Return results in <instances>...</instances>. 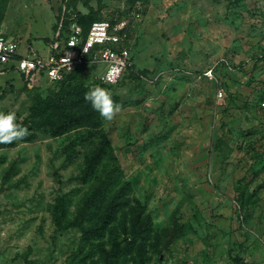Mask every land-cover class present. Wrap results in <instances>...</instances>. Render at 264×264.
<instances>
[{
    "label": "rangeland",
    "instance_id": "1",
    "mask_svg": "<svg viewBox=\"0 0 264 264\" xmlns=\"http://www.w3.org/2000/svg\"><path fill=\"white\" fill-rule=\"evenodd\" d=\"M203 1L204 10L226 7V16L198 17L188 39L166 33L165 50L143 52L141 65L143 15L162 9L158 0L6 1L1 35L29 34L38 48L64 12L66 20L90 9L95 20L125 18L133 69L107 86L97 81L98 63L85 66L73 79L83 89L73 99L90 105L85 93L101 86L119 111L112 120L96 111L99 127L58 136L46 125L52 113L42 108L32 115L31 107L38 97H71L65 85L0 78V111H15L32 133L0 143V264H64L80 232L54 223L56 199L65 196L70 220L107 174L117 179L113 189L127 181L126 199L151 216L146 244L134 251L144 248L145 264H264V0Z\"/></svg>",
    "mask_w": 264,
    "mask_h": 264
},
{
    "label": "trees",
    "instance_id": "2",
    "mask_svg": "<svg viewBox=\"0 0 264 264\" xmlns=\"http://www.w3.org/2000/svg\"><path fill=\"white\" fill-rule=\"evenodd\" d=\"M6 1H0V21ZM92 13L90 9L86 14L78 13L76 19L66 20L65 17L70 16L64 12L62 26L67 31L70 23L74 20L82 27L85 34L91 23L95 21L91 16ZM86 21L89 22L86 23ZM84 68L85 66L75 68L57 83L60 87L65 85L67 95L71 97H66V99L65 97H47L46 99L38 97L31 107L32 115L42 108L45 113L51 112L53 114H49V121L46 123L52 136H58L82 126L97 128L101 124L100 116L97 115L91 105L83 107L81 104L83 101L77 103L73 99V96L78 97L83 91L81 79H78L77 83H73V79L79 76ZM130 73L134 74L133 71ZM98 83L102 84L99 81ZM62 110L66 111L62 114L60 113ZM56 112L59 113L55 114ZM31 136L32 133L25 138L29 139ZM93 163H88V169L84 176L91 172ZM116 182L117 179L112 178L110 174L99 179L91 190L84 194L81 204L70 220L66 218L68 202L65 196L56 199V204L52 210L54 223L60 227L67 223L66 226L76 227L80 232L79 244L71 251L64 264H87L88 261L97 264H126L129 262L127 255L132 256L133 264H145L146 257L141 256V254L143 255L141 250L144 248L140 252L139 250L136 251L139 253L137 256L134 251L146 244L152 226L151 216L149 213H145V207L138 201L132 205L130 200L126 199L129 186L127 181L121 182L117 188L113 189ZM242 200L243 196L240 193L238 201L242 202ZM126 207L129 208V211H124Z\"/></svg>",
    "mask_w": 264,
    "mask_h": 264
},
{
    "label": "built area",
    "instance_id": "3",
    "mask_svg": "<svg viewBox=\"0 0 264 264\" xmlns=\"http://www.w3.org/2000/svg\"><path fill=\"white\" fill-rule=\"evenodd\" d=\"M60 17L57 31L46 43L45 52L20 38L4 37L0 33V74L15 71L27 84L36 77L57 84L75 68L98 63L102 71L97 81L114 85L126 70L133 68L131 51L125 43V18L117 23L108 19L95 20L84 34L82 27L75 21L64 32L63 14ZM224 62L231 69L230 63ZM224 95L225 92L219 88L217 98ZM261 105L264 107V101Z\"/></svg>",
    "mask_w": 264,
    "mask_h": 264
},
{
    "label": "crops",
    "instance_id": "4",
    "mask_svg": "<svg viewBox=\"0 0 264 264\" xmlns=\"http://www.w3.org/2000/svg\"><path fill=\"white\" fill-rule=\"evenodd\" d=\"M158 3H159V7L160 8L162 7V9L157 10L154 8L153 10H151L149 8V10L147 11L148 13H145V15H143L144 26H142V32H144L143 35L146 40V45H144L143 49L138 53L137 58L140 65L146 63V56L141 57V54L143 52L145 53V51H149L150 49L165 50L166 45L164 44V42L160 41V38H163V36L166 33H168L166 35L168 36L170 35V37L174 39L175 38L181 39L183 37H186L188 39L193 35H195L194 31L196 30V26H195L196 22L199 21V19H197L198 17L226 16L225 6H224L225 8L219 10L216 7L217 5L213 4L212 6H210V9L204 10L202 7L204 1L202 2V0H158ZM168 9H170L169 12H166ZM54 34L51 35L49 38L42 39L45 47L39 46V48L36 47L34 44H32V42H30V38L32 36H30L29 34L22 37H15V36H8V37L20 38L24 42H26V44H30L34 48L39 50L40 48H42L43 50L42 52H45L47 50L46 43L54 37ZM154 40H157V42L159 40V43H153ZM177 42H175L174 44L177 45L178 44ZM173 50L172 52L179 53L181 47L174 46ZM136 65L134 64V68L136 67ZM132 71L134 73L137 72V70L136 71L132 70ZM14 77L18 78L20 81H23L22 77H20L19 74L15 71L0 74V78L11 79Z\"/></svg>",
    "mask_w": 264,
    "mask_h": 264
},
{
    "label": "clouds",
    "instance_id": "5",
    "mask_svg": "<svg viewBox=\"0 0 264 264\" xmlns=\"http://www.w3.org/2000/svg\"><path fill=\"white\" fill-rule=\"evenodd\" d=\"M85 100L97 111L105 120H112L119 111L117 104L109 89L95 86L85 93ZM29 135L28 128L18 122L15 111H0V143H12L22 140Z\"/></svg>",
    "mask_w": 264,
    "mask_h": 264
}]
</instances>
